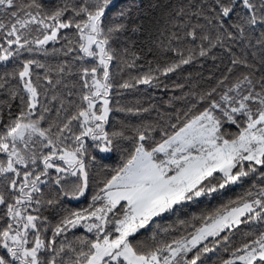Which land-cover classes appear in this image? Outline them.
Masks as SVG:
<instances>
[{"label":"snow or ice","instance_id":"6c2138e0","mask_svg":"<svg viewBox=\"0 0 264 264\" xmlns=\"http://www.w3.org/2000/svg\"><path fill=\"white\" fill-rule=\"evenodd\" d=\"M0 264H264V0H0Z\"/></svg>","mask_w":264,"mask_h":264},{"label":"trees","instance_id":"16d2710c","mask_svg":"<svg viewBox=\"0 0 264 264\" xmlns=\"http://www.w3.org/2000/svg\"><path fill=\"white\" fill-rule=\"evenodd\" d=\"M156 2V0H143V4L145 6ZM162 93H158L157 96L155 97V99L157 100V102L160 101V97H161ZM135 100L132 97H124V99L122 100V103H134ZM119 116H124L125 114L123 113H118Z\"/></svg>","mask_w":264,"mask_h":264}]
</instances>
